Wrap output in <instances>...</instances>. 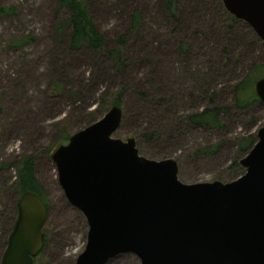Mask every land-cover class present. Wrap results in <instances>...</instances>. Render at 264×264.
I'll use <instances>...</instances> for the list:
<instances>
[{
  "label": "rangeland",
  "instance_id": "374dc122",
  "mask_svg": "<svg viewBox=\"0 0 264 264\" xmlns=\"http://www.w3.org/2000/svg\"><path fill=\"white\" fill-rule=\"evenodd\" d=\"M86 3L106 41L97 52L85 46L70 48V13L58 0H0V167L5 165L0 168V243L9 235L22 197L15 163L33 159L48 204L45 245L36 264H75L85 249L86 219L67 201L50 154L68 143L67 136L89 126L86 119L102 101L109 105L105 113L116 99L121 101L123 121L115 138L134 137L148 159L175 158L186 184L238 179L244 173L239 169L237 175L229 167L250 151L240 154L238 141L248 135L257 139L264 126V102L259 99L239 110L231 88L255 66L256 92V83L264 78L262 43L244 22L225 17L217 0H177L178 24L173 22L176 16L165 11L163 0ZM9 7L15 12H1ZM134 12L141 15L137 30L131 21ZM121 35L125 45L118 44ZM181 43L183 51L178 50ZM130 46L126 60L134 64L130 75L121 74L109 52H126ZM210 70L220 85L205 96L192 78ZM213 92V104L228 108L220 116L226 128L189 125L185 116L209 107ZM151 133L157 136L148 140ZM204 147L212 150L201 154ZM108 264L139 261L126 254Z\"/></svg>",
  "mask_w": 264,
  "mask_h": 264
},
{
  "label": "water",
  "instance_id": "95a60500",
  "mask_svg": "<svg viewBox=\"0 0 264 264\" xmlns=\"http://www.w3.org/2000/svg\"><path fill=\"white\" fill-rule=\"evenodd\" d=\"M221 1L264 50V0ZM255 91L264 102V78ZM122 121V108L113 105L50 154L67 201L88 225L75 264H108L126 254L139 264H264V126L240 160L238 179L186 184L175 158L151 160L134 137L115 138ZM47 211L36 193L22 195L0 264H35Z\"/></svg>",
  "mask_w": 264,
  "mask_h": 264
},
{
  "label": "trees",
  "instance_id": "16d2710c",
  "mask_svg": "<svg viewBox=\"0 0 264 264\" xmlns=\"http://www.w3.org/2000/svg\"><path fill=\"white\" fill-rule=\"evenodd\" d=\"M176 1L177 0H163L165 11L170 14L172 17L176 16V20L173 22H176L178 24L180 20H177V15L175 14L176 10ZM219 2V3H218ZM59 6L61 8H65L69 11L70 17L66 21V25L70 28V48L72 50L79 49L80 47H88L92 49L93 51H99L105 46V37L103 33L97 28V25L94 22L93 17L91 16L86 0H58ZM207 3V1H205ZM217 3L221 5L220 8H222V12L225 14V17H229L231 21H237V19L231 15L223 6L221 0H217ZM217 4V5H218ZM16 10L15 7H9V8H1V12H12L14 13ZM181 16V14L179 15ZM171 17V18H172ZM141 15L139 12H134L132 13V25H133V30H137L139 28V23H140ZM230 27V26H229ZM179 26L174 27L175 29H178ZM255 39L259 41L256 37ZM125 35H121L118 37V44L119 45H125ZM23 41L18 42L17 45H21ZM184 44H180L179 49L180 51L184 50ZM142 48V47H141ZM144 49V48H143ZM133 50V47L130 46L129 49L124 52L123 49L121 48H114L109 52L110 57L113 59L114 62H116L118 68L120 69L121 74H124V72H127L126 74L130 75V68L132 66L133 61H127L126 58L128 56L127 53L131 52ZM225 51V49H224ZM135 52V50H134ZM127 54V55H126ZM132 54V53H131ZM219 60V59H218ZM220 62V61H219ZM256 73V67L251 68L250 75L247 76L243 81H238L239 83H236L234 87H231L233 89V93L235 96V106L239 110H244L248 109L250 106H252L256 101L259 100L256 92L253 91V81H254V74ZM217 74H214L213 70H210L208 73L202 74L200 76V73L194 74L193 80L194 82L197 83L199 86L202 87L203 92L205 93V96L210 95V90L209 88L215 87L220 85L219 80L217 79ZM225 76L223 75L221 77V80ZM224 82V80H222ZM132 85V84H131ZM251 88V89H249ZM249 89V93L247 96V91ZM144 95V93H142ZM216 95L214 92L211 94L212 99L210 100V105L209 107H206L205 109L197 112H192L188 113L185 116V120L187 123L191 126L194 127H200V128H205L207 130H217V131H223L226 128V125L223 123L221 120L220 116L228 112V108L225 106H216L213 99ZM113 105L121 106V101L119 99H116L113 103ZM109 105L106 101H102L100 103L101 109H95L92 114H90L89 118L86 119L88 124H92L96 122L98 119H100L105 111L108 109ZM101 114H103L101 116ZM157 134L151 133L150 135H146V138L148 140H151L155 138ZM66 139H69L67 136ZM255 136L248 135L245 137H242L238 141V147H239V153L241 154L242 152H246L249 149L252 148V146L256 142ZM214 147V146H213ZM218 148V145L215 146V150ZM212 150V147H204L201 149L200 153L201 154H206L209 153V151ZM17 165V190L20 192V195L22 196L26 192H34L38 196H40L43 201L46 203L47 209H48V204L47 200L45 198L44 192L41 188V185L37 182L35 178V170H34V161L33 159H27L25 161L21 162H16ZM5 165L3 164L0 168H3ZM229 169L236 170L238 171L239 169L244 173V169L240 165V161L238 159L234 160L232 165L229 167ZM236 174H239V171L236 172ZM16 215L11 219L12 224L10 231L12 229L14 220H15ZM10 233V232H9ZM8 235V234H7ZM6 242L7 239H2L0 243V260L2 253L6 247ZM44 245H45V237H44ZM43 245V247H44ZM43 248L41 252L35 257V264L38 261L39 255L42 253Z\"/></svg>",
  "mask_w": 264,
  "mask_h": 264
},
{
  "label": "flooded vegetation",
  "instance_id": "af4514ba",
  "mask_svg": "<svg viewBox=\"0 0 264 264\" xmlns=\"http://www.w3.org/2000/svg\"><path fill=\"white\" fill-rule=\"evenodd\" d=\"M237 21H239V20H237ZM236 21V22H237ZM239 22H243V21H239ZM245 23V22H244ZM246 25H247V27H249L250 29H251V31L253 32V33H255L254 31H253V29L247 24V23H245ZM255 37L259 40V42H261L262 43V41H261V39L256 35V33H255Z\"/></svg>",
  "mask_w": 264,
  "mask_h": 264
}]
</instances>
